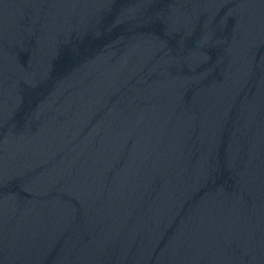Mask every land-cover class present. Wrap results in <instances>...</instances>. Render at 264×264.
<instances>
[{
	"label": "water",
	"instance_id": "1",
	"mask_svg": "<svg viewBox=\"0 0 264 264\" xmlns=\"http://www.w3.org/2000/svg\"><path fill=\"white\" fill-rule=\"evenodd\" d=\"M0 264H264V0H0Z\"/></svg>",
	"mask_w": 264,
	"mask_h": 264
}]
</instances>
